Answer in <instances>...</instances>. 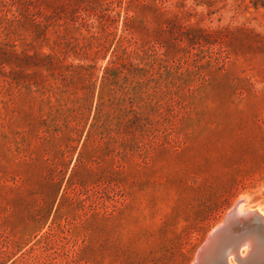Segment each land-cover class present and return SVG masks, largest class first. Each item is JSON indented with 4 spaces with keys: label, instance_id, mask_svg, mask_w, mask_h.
<instances>
[{
    "label": "rangeland",
    "instance_id": "rangeland-1",
    "mask_svg": "<svg viewBox=\"0 0 264 264\" xmlns=\"http://www.w3.org/2000/svg\"><path fill=\"white\" fill-rule=\"evenodd\" d=\"M241 201L264 0H0V264H196Z\"/></svg>",
    "mask_w": 264,
    "mask_h": 264
},
{
    "label": "bare ground",
    "instance_id": "bare-ground-1",
    "mask_svg": "<svg viewBox=\"0 0 264 264\" xmlns=\"http://www.w3.org/2000/svg\"><path fill=\"white\" fill-rule=\"evenodd\" d=\"M240 200H242V199H240ZM245 203H244V201H241L238 204V207H236V209H235L238 217L241 220L237 223L234 222V224H233L234 226L232 225L231 229H229L228 232H226L227 233L226 238H228V239H232V238H236L238 236L244 235L245 240H243V242H241V244L239 245L240 247L238 248V251L234 250V249L229 251V254L227 256V264H232L233 260H235V262H233V263L240 264V263H238V260L236 259V255L238 256L237 258L239 260H241V261L244 260V262L241 264H246L248 261V257L251 260L252 259L256 260V258L260 259L262 257L263 262H261V263L264 264V213H262L261 211H258V210L249 211L248 209L250 207L248 208V205H246ZM252 214H256L257 218L250 216ZM251 218L256 219V220L258 219V221L261 223L262 226L258 227L257 225H251V221H252ZM236 224L238 226H240V225H242V226L236 228L235 227ZM260 227H262V229ZM213 234H215V233H212L208 237L207 243H205L202 246V248L199 252V255L197 257L196 264H204V261H206L207 255H208L207 261H208L210 258V253H211L212 249L213 248L215 249V247H217L220 235L216 237V235H213ZM219 246H221V244ZM242 248H244V249H243V252L241 253L242 255L240 256L239 251L242 250ZM253 262H255V261H253Z\"/></svg>",
    "mask_w": 264,
    "mask_h": 264
},
{
    "label": "water",
    "instance_id": "water-1",
    "mask_svg": "<svg viewBox=\"0 0 264 264\" xmlns=\"http://www.w3.org/2000/svg\"><path fill=\"white\" fill-rule=\"evenodd\" d=\"M235 209H236V207L227 215L224 223L221 226H219L215 230V232H213V233H215L213 235H216V237L220 235L219 236V240H218V245H217V247H215V249L214 248L212 249V251L210 253V258H209L208 261H207V258H208V255H207L206 261H204V264H206V263L207 264H227V256L229 254V251L232 250V249L238 251V248L240 247L239 245L241 244V242H243V240H245V236L244 235L243 236H238V237L232 238V239L226 238V234H227L226 232H228V230L231 229V226L234 224V222L237 223V222H239L241 220L238 217ZM250 216H252L254 218H257L256 214H252ZM251 225H257L258 227L262 226L261 223L258 221V219L257 220L256 219H252ZM240 226H242V225H240ZM240 226H238L236 224L235 227L238 228ZM260 228L262 229V227H260ZM206 243H207V241H206ZM220 244H221V246H219ZM237 257L238 256L236 255V259L238 260V263L241 264V263L244 262V260L241 261ZM250 260L251 259L248 257V261H247L246 264H263V263H261V262H263L262 261V257L260 259L256 258L257 261L255 259H252L251 261ZM253 261H255V262H253Z\"/></svg>",
    "mask_w": 264,
    "mask_h": 264
}]
</instances>
